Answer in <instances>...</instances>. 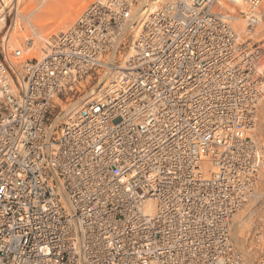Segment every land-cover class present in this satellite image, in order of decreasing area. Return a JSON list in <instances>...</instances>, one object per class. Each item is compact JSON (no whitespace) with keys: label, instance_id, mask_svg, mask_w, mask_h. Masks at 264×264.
Here are the masks:
<instances>
[{"label":"built area","instance_id":"2783aa9c","mask_svg":"<svg viewBox=\"0 0 264 264\" xmlns=\"http://www.w3.org/2000/svg\"><path fill=\"white\" fill-rule=\"evenodd\" d=\"M141 1H93L39 57L1 40L0 264H250L264 0Z\"/></svg>","mask_w":264,"mask_h":264},{"label":"bare ground","instance_id":"6f19581e","mask_svg":"<svg viewBox=\"0 0 264 264\" xmlns=\"http://www.w3.org/2000/svg\"><path fill=\"white\" fill-rule=\"evenodd\" d=\"M8 1L11 2L12 0H8ZM15 1H16V3H18V0H15ZM84 1H85V4L83 5L82 4L83 0H76V2H74L73 4H74L75 8H77V9L76 10L69 9L70 12H68L69 10H67V13L65 12L66 14H58V13H55L52 16H50L49 18H45V19L40 18L37 15L35 16V20L32 22V25L29 28V31L27 30V32H28L27 35L28 36L26 35V37L31 38V39H34V42H35L34 46L29 49L32 52L31 53L32 56L39 57L41 55V49L44 47L42 45L47 41L49 35H51V34H58L59 32L65 31V28L64 27H66L67 25L71 24L75 20V18L79 14V12L83 9V7H85L86 5H88L89 2H90V0H84ZM42 3L43 4H46L47 7H51V5L53 4V2L52 1H49V0H43ZM262 3H264V1ZM155 6L156 5H155L154 0H142L141 3H140V6H139V11L140 10H143L146 7H149L148 9H153V8H155ZM11 7L12 6H10V8ZM16 12H17V14L15 16L18 17L19 16L18 15L19 11L16 10ZM13 19H14V22H13V24L11 23L10 25L14 26V29H15V27H17V22L15 20L16 18H13ZM4 21H5L4 20V16L0 14V22L2 23L3 27L5 26V22ZM74 23L72 25H74ZM24 28H26V27H24ZM24 28H23V30H24ZM18 31L17 30L16 31L13 30L11 33L9 32V35H6V34L4 35L3 34L4 37H2V39L8 41L11 44V46L14 45V44H17L18 45L17 42H19L20 38L21 37H25V33H20ZM25 44H26V42H25ZM76 108L77 107H75L74 109H76ZM262 110L264 111V101L262 103ZM261 113L262 112H260L259 121H258L257 126L255 128L254 135H255L256 139H258L260 142H263V140H260L259 137H258V135H257L259 133L258 132V127L260 125L261 126H264V115H263L262 120L260 122ZM262 114H264V113H262ZM206 165L209 166L210 164L208 163ZM249 190H251V189L249 188ZM261 195H264V187H262L261 189L256 190V192L250 191V192L246 193L245 196H247V197L244 198V200H243L244 203L237 210L236 216L234 217V221L231 222V224H232L231 225V227H232V236H233L234 244L236 245V249L238 248L240 250V252L244 253L245 255H247L249 257L250 264H258V262H257L258 261L257 260V256H254V255L248 253V251H249L248 241H247L246 246L244 248H239L238 247V245L236 244V241H235V237L236 236L234 237L233 230L235 228L234 225H235V219H236L237 215L242 210H244V208L251 202L250 205H252V206H250V208L246 211L245 214L244 213L241 214V217L239 218V220L236 223V228H237V234L236 235H237V238L242 239V240L245 239V236L249 233L247 226H250L251 224L254 225V223H255L254 222L255 221L254 216L255 215H258V217L256 219H260L261 212L259 213L260 210H258L259 208L257 207V205H260V209H262L261 206L263 205V200H262L263 198H262ZM152 205L154 206V204H152ZM152 205H150V209H154L155 206L153 207ZM263 220H264V216H263ZM262 223L263 222L259 223L256 227H259V225L262 224ZM256 227H254L252 233L254 232V230L256 229ZM252 233H251V235H252ZM249 237H251V236H249ZM239 242H241V240H239ZM249 244H251V243H249Z\"/></svg>","mask_w":264,"mask_h":264},{"label":"rangeland","instance_id":"374dc122","mask_svg":"<svg viewBox=\"0 0 264 264\" xmlns=\"http://www.w3.org/2000/svg\"><path fill=\"white\" fill-rule=\"evenodd\" d=\"M12 1H11L12 2L11 3L8 0H0V4H1L0 5V14L3 15V16H4V14H6V16H7L6 26L3 27L2 23L0 22V42L2 40V37H4L5 34L6 35H9V32L11 33L13 30H15V31L16 30L17 31L19 30L18 32L25 33V37H21L20 40L18 39L19 40V42H17L18 45L17 44L12 45V48L13 49L15 47L20 46V43L21 44L24 43V45L26 46L25 42H26V39L28 38V37H26V35L28 34L27 30L29 31V28L31 27L32 22L35 20V16L36 15L39 16L40 18L45 19V18H49L50 16H52L55 13H58V14H66L67 13V10H69V9H71V10H76L77 9V8H75V6L73 4L74 2H76V0L75 1L74 0H49V1H52L53 2V4L51 5V7H47L46 4H43L42 3L43 0H18V3H16L15 0H12ZM93 1H95V0H90L89 4L86 5L85 7H83V9L79 12V14L75 18V20L71 24H69L66 27H64L65 30L67 28H69L80 17V15L82 13H84V10ZM82 4L83 5L85 4V1L84 0H83ZM10 6H12V7L10 8ZM15 8H17V10L19 11V13H18L19 16L18 17L15 16L16 15V9ZM262 9L264 10V3H262ZM68 12H70V10ZM13 18H16L15 20L17 22V27H15V29H14V26L10 25L11 23L13 24V22H14V19ZM24 27H26V28H24ZM23 28H24V30L26 32L23 30ZM8 29L10 31H7ZM51 35H49V37ZM42 46H44V44ZM26 53L27 54H31L32 52H31V50H26ZM261 112L264 113L263 110ZM262 113H261L260 122H261L262 117L264 115ZM263 131H264V126H261L260 125L258 127V132L259 133L257 135H258V137H259L260 140H263V143H264V132ZM261 196L263 198L262 199L263 200V205L261 206L262 209H260V205H257V207L259 208L258 210H260L259 213L261 212L260 219H256L258 217V215H255L254 216V219H255L254 222L255 223H254V225L251 224L250 226H247L249 233L245 236V239H243V240L237 238V235H236L237 234L236 223L239 220V218L241 217V214H243V213L245 214L246 211L250 208V206H252V205H250L251 202L244 208V210H242L237 215V217L235 219V225H234L235 228L233 230V234H234V237L236 236L235 237V241H236V244L238 245L239 248H244L246 246V243L248 241V238H250L249 236H251V233H252L254 227H256L259 223H261L263 221V216H264V195H261ZM238 239L241 240V242H239Z\"/></svg>","mask_w":264,"mask_h":264}]
</instances>
